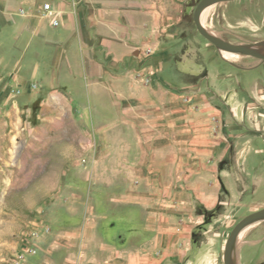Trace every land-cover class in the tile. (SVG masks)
Instances as JSON below:
<instances>
[{"label": "rangeland", "instance_id": "obj_1", "mask_svg": "<svg viewBox=\"0 0 264 264\" xmlns=\"http://www.w3.org/2000/svg\"><path fill=\"white\" fill-rule=\"evenodd\" d=\"M162 1L140 0L144 15L149 4L163 11ZM197 4L189 1L182 43L164 35L152 43L141 33L128 58L111 60L107 91L40 81L24 89L23 76L7 81L0 69V264H148L166 182L188 174L181 147L196 132L198 107L186 106L198 68L220 52L256 58L226 56L229 49L205 38L193 18ZM135 5L110 1L123 13L121 35L131 34ZM216 18L211 10L212 33L264 54V38L234 35ZM241 210L232 212L238 222L255 213Z\"/></svg>", "mask_w": 264, "mask_h": 264}, {"label": "crops", "instance_id": "obj_2", "mask_svg": "<svg viewBox=\"0 0 264 264\" xmlns=\"http://www.w3.org/2000/svg\"><path fill=\"white\" fill-rule=\"evenodd\" d=\"M110 1L0 0V69L5 67V79L23 76L24 89L40 81L67 85L70 92L93 87L107 91L111 60L128 58L141 44V33L152 43L162 35L183 42L181 23L190 0L162 1L163 11L149 4L147 16L140 0H134L138 5L132 9L128 35H121L123 13L116 6L110 9ZM45 4L51 9L45 10ZM206 7L200 15L205 27L212 10L230 33L263 41L264 0H222ZM197 78L195 100L186 106L195 102L198 107L196 132L183 137L181 147L188 153V174L166 182L148 264H264L263 221L241 231L226 258L228 239L240 222L232 212L238 205L246 216L264 209V59L229 58L220 52L198 68ZM116 89L124 90L123 84ZM191 153L195 162H189Z\"/></svg>", "mask_w": 264, "mask_h": 264}, {"label": "water", "instance_id": "obj_3", "mask_svg": "<svg viewBox=\"0 0 264 264\" xmlns=\"http://www.w3.org/2000/svg\"><path fill=\"white\" fill-rule=\"evenodd\" d=\"M216 1H222V0H201L198 5L195 8L194 11V22L196 24V27L198 29V31L205 37L207 38L210 42H212L216 47L220 48V49H229V50H233V51H238L241 53H247L248 55H251L253 57H256L258 59H264V54L260 53L256 50H253L247 46H242V45H237V44H233L229 41H227L226 39L208 31L206 29V27L203 25V23L201 22L200 19V15L203 11V9L212 2H216ZM264 216V209L260 210L258 212H255L249 216H247L246 218H244L243 220H241L233 229V231L231 232V235L228 239L227 242V246H226V258H228L229 256V252L231 250V247L233 246L234 242L236 241V238L238 237L240 231L243 229V227L249 223L250 221L257 219L259 217H263Z\"/></svg>", "mask_w": 264, "mask_h": 264}, {"label": "bare ground", "instance_id": "obj_4", "mask_svg": "<svg viewBox=\"0 0 264 264\" xmlns=\"http://www.w3.org/2000/svg\"><path fill=\"white\" fill-rule=\"evenodd\" d=\"M202 19V18H201ZM202 22L204 23V21L202 20ZM205 24V23H204ZM206 29L208 30V31H210L211 32V30L206 26ZM225 51V55L226 56H230L231 54H234V53H238V54H241V52H238V51H233V50H224ZM260 52V51H259ZM264 220V216L263 217H259V218H257V219H254V220H252V221H250L249 223H247L244 227H243V229L240 231L241 232V234L246 230V229H248V228H250V227H253V226H255L256 224H258V223H260L261 221H263ZM240 234V233H239ZM239 236V235H238ZM237 239H238V237H237ZM237 239H236V241H237ZM232 258V257H231Z\"/></svg>", "mask_w": 264, "mask_h": 264}, {"label": "built area", "instance_id": "obj_5", "mask_svg": "<svg viewBox=\"0 0 264 264\" xmlns=\"http://www.w3.org/2000/svg\"><path fill=\"white\" fill-rule=\"evenodd\" d=\"M44 9H45V10H50V9H51V5H50V4H45V5H44ZM52 24L55 25V26L59 25V20H58V18L54 17V18L52 19Z\"/></svg>", "mask_w": 264, "mask_h": 264}]
</instances>
